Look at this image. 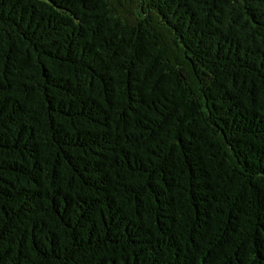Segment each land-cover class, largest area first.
Segmentation results:
<instances>
[{"label":"trees","instance_id":"trees-1","mask_svg":"<svg viewBox=\"0 0 264 264\" xmlns=\"http://www.w3.org/2000/svg\"><path fill=\"white\" fill-rule=\"evenodd\" d=\"M0 264H264V0H0Z\"/></svg>","mask_w":264,"mask_h":264}]
</instances>
